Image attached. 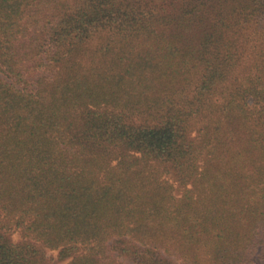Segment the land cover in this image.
Returning a JSON list of instances; mask_svg holds the SVG:
<instances>
[{"label":"trees","instance_id":"trees-1","mask_svg":"<svg viewBox=\"0 0 264 264\" xmlns=\"http://www.w3.org/2000/svg\"><path fill=\"white\" fill-rule=\"evenodd\" d=\"M0 73V264H264V0H0Z\"/></svg>","mask_w":264,"mask_h":264},{"label":"rangeland","instance_id":"rangeland-1","mask_svg":"<svg viewBox=\"0 0 264 264\" xmlns=\"http://www.w3.org/2000/svg\"><path fill=\"white\" fill-rule=\"evenodd\" d=\"M252 42L254 43V40ZM250 62H251L250 57L245 56L244 61L241 62L237 68V74H240L244 70V64L250 63ZM0 76H3V74L0 73ZM12 236L14 240H20L22 238V235L19 230L13 231ZM45 250L47 252V256H48L50 264H65L68 261V260L61 261L59 259V249L46 248ZM121 259L125 260L127 263L134 264V261L130 257L123 256L121 257Z\"/></svg>","mask_w":264,"mask_h":264}]
</instances>
